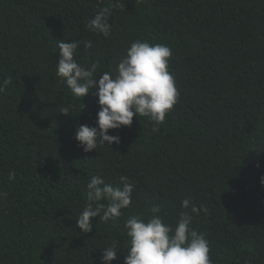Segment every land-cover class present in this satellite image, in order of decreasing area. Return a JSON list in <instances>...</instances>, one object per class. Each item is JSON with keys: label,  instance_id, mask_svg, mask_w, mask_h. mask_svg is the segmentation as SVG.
Instances as JSON below:
<instances>
[{"label": "trees", "instance_id": "1", "mask_svg": "<svg viewBox=\"0 0 264 264\" xmlns=\"http://www.w3.org/2000/svg\"><path fill=\"white\" fill-rule=\"evenodd\" d=\"M98 7L111 9L107 37L88 27ZM72 40L92 42L74 58L99 63L97 80L116 74L136 40L169 46L179 99L164 122L134 116L109 130L121 143L85 153L75 137L81 125L97 127L98 87L77 97L57 76L58 41ZM9 77L0 264H99L112 244V264H124L127 219L147 220L159 205L175 227L190 213L185 199L206 209L191 227L208 240L211 264H264V0H0V85ZM94 176L133 185L132 203L118 218H93L84 234L77 217Z\"/></svg>", "mask_w": 264, "mask_h": 264}, {"label": "clouds", "instance_id": "2", "mask_svg": "<svg viewBox=\"0 0 264 264\" xmlns=\"http://www.w3.org/2000/svg\"><path fill=\"white\" fill-rule=\"evenodd\" d=\"M110 18L109 7H98L88 27L107 37L112 30ZM81 43L86 49L92 47L91 41H58L60 59L57 76L77 97L85 98L98 87L95 92L100 105L97 127L81 125L75 137L85 153L96 150L100 145L107 144L111 148V145L121 143L119 136L109 135V130L131 127L134 116L147 117L157 125L164 122L179 99L175 78L169 72L172 56L169 46L161 43L150 45L146 41L136 40L126 49L116 74L103 72L97 80L94 74L100 67L99 63L85 68L74 58ZM9 83L10 77L0 85V92ZM62 113L68 115L67 109ZM153 130L159 131L158 128ZM14 175V172H10V179ZM121 181H126V178L121 177ZM261 182L264 183V177ZM87 189V203L77 217V227L84 234L93 231V218L99 217L104 222L118 218L122 210L132 203L134 187L127 182L122 187L113 186L103 178L94 176L87 184ZM105 199L109 201L107 205L100 203ZM182 207L190 208V213L182 212L175 227L165 223L159 205L152 207V216L147 220L135 215L128 218L125 229L129 238V251L124 264H211L208 240L191 227L192 214L206 209L202 206L197 208L188 199L182 201ZM118 252L115 244L103 248L99 264H112L117 260Z\"/></svg>", "mask_w": 264, "mask_h": 264}]
</instances>
